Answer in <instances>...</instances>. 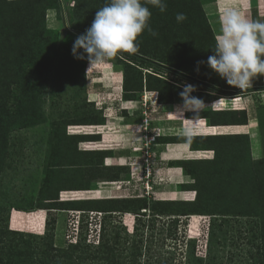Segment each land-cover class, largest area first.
Masks as SVG:
<instances>
[{
    "label": "rangeland",
    "instance_id": "374dc122",
    "mask_svg": "<svg viewBox=\"0 0 264 264\" xmlns=\"http://www.w3.org/2000/svg\"><path fill=\"white\" fill-rule=\"evenodd\" d=\"M60 1L61 8L59 11L55 9L46 11L45 28L36 41L38 47L34 48V52L40 51V54L34 56L32 51V54L28 55L27 58L25 56L22 60L24 62L23 72L25 73L23 75L29 86L31 84L32 88H38L34 79L37 76L42 81L43 79L46 80L38 94L31 95L30 88H26V95L30 101L26 104L29 105L31 101L35 104L32 113L28 115L38 116V118L34 123L21 129L20 126H15L16 120L11 118V122L8 123L9 129L2 128L0 132V144L1 146L2 144L5 145L7 151L0 171V196L3 197L1 216L6 217L13 210L12 228L30 231V227L40 228L42 226L41 232H44L46 219L50 215L55 216L57 239L68 238L70 227L75 226V230L79 232V238L86 237L88 243L97 245L100 237H102L103 246H114L115 258L111 256L110 264H138V262L141 264H183V254L178 249L180 240L183 239L186 243L189 236L196 235L199 237L203 229L204 237L202 241L201 238L198 242L196 241V251L198 255L205 257L207 255L205 237L209 225V216H180L181 218L176 225L173 222L174 216L164 215V217L146 222L144 226L142 224L135 237L137 241H144L143 245L140 246L143 254L138 258L139 252L136 250L137 247L133 246L134 240L130 238L132 235L128 228L123 224L119 227L114 225L116 220L122 223L123 218L127 215L126 223L131 226L132 214L122 213L107 218L101 236L102 215L98 212L79 214L81 215L79 222L78 215L70 213L68 210L32 211V203L38 196L39 188L50 170L49 167L52 162L55 163L54 146L56 145L52 124L56 121L60 123L61 128L66 125L67 134L93 135L92 139L94 140L79 142V150H108L106 153H92L88 156H79L77 151L63 150L60 153V161L66 165L62 166L65 168L62 173L74 180L81 181L83 185H88L91 189L61 191L59 200L120 198L135 194L145 196L148 199L193 200L196 197V191L192 186L195 181L193 176L183 171L182 167L171 164V161H176L174 157H177L176 151L180 145L152 142L153 136H157V134L176 136V134H183V130L189 126L192 127L191 136L211 133L210 130L204 131L197 125L198 122H203L206 127L211 126L208 124L207 118H196L195 123H193V121L188 120L189 117H185L187 111L183 112L182 115L176 114L177 116L173 113L169 118L173 121H179L170 124L165 122L168 119L167 114L175 112L176 107L182 105L183 102L179 94L183 91L185 84L196 87V91L192 95L202 99L206 106H210L221 99L219 103L206 108L207 110H225L234 113L246 111L249 127L252 125V118H260L264 121V75H258L259 85L257 84L258 80H254L258 78L257 76L252 79L249 87L243 90L235 87L232 92H227L221 84H224L225 80L219 76L214 82L203 83L174 67V64L169 63L172 58L168 53L171 51L162 55L169 60L167 63L164 60L159 61L157 59L156 61L150 58L151 55L145 50V47L150 48L149 44L145 42L147 33H142V36L137 38L139 50L136 53H119L105 63L90 68L87 55L83 53V49L80 50V53L85 56L84 59H77L72 52L74 41L82 35L74 31L70 25L73 14H68V11L70 10L69 6L75 4L74 0ZM197 1H203L205 4L209 0ZM88 3L92 4L93 1L89 0ZM105 3L106 0H94L93 4H96L94 11L103 7ZM147 6L149 7V5ZM183 7V2H180L179 6L171 3L167 5L166 11L163 13L157 8L155 15L168 20L170 17L175 18L177 13H184L185 15L192 13V6L188 10H184ZM95 14L96 12H94V16L89 14L88 17L79 19L75 15V21L81 20L84 28L88 29ZM258 15L257 20L264 21V17H261V14ZM248 18L251 19L250 16ZM189 30V34H191L192 27ZM172 31L175 35L180 36L187 30L174 27ZM152 49L156 51V48L153 47ZM125 62L142 72L144 83L146 82V75L169 82L174 87L173 102L165 105L158 104L157 95H153L150 91L145 93V87L138 98L126 100L122 94ZM101 117L105 119L104 124H85L99 121L102 119ZM69 121L82 124H67ZM13 125L14 129H12ZM251 128L253 129V127ZM252 129L251 134H248L249 150L246 149L243 158L239 159H243L244 164L247 163L252 167L251 173L248 176H240L239 181L252 182L259 178L257 176L260 172L264 171V153L260 158H257L258 146L264 150L262 135H259V142L257 136L251 137L254 134ZM227 140L239 142L241 139L229 138ZM244 141L242 139L241 142L245 149L246 141ZM203 145L205 148L208 147L206 141L203 144H196L197 147L201 148H204ZM187 147L190 148V146ZM205 151H209V153L205 154ZM208 155L209 158L214 156V150L201 149L200 151H189L186 154L188 157L201 159L208 158ZM259 160L261 163H258ZM230 161L232 162L231 159ZM92 163L94 167L90 169L88 165ZM82 164L87 167H83ZM214 164L210 166L209 171L211 173H214L215 168H218V164ZM205 165L201 164L203 168L206 167ZM111 167H118L114 173L120 174V180L110 181L107 179L113 173L106 168ZM101 169H104L102 171L104 176L97 174ZM230 181L232 183L228 185L227 189L232 192L229 193L224 188L222 193L220 188L219 196L221 195L224 200L221 202L219 197V204L210 205L208 202L209 207L215 210L219 209L220 206L223 207L225 198L227 199L235 192L237 180L232 178ZM190 184L191 186H186ZM242 189L248 193V196L252 195L249 194L252 193L250 185L244 184ZM207 192L210 193L208 190ZM208 193H206L207 199ZM258 194L262 195L257 196L255 190L254 198L250 199L249 197V205L242 203L229 205L227 203L237 202L235 198L224 203L227 208L225 213L230 215L216 216L215 218L211 245V258L214 259L212 258L210 262L207 260L205 262L195 261L196 263L264 264V216L252 209L248 210L251 205L256 204V207H260L259 210L264 212V184ZM239 197L240 199L245 198L242 191H239ZM246 198L248 199V197ZM14 205L15 207L12 209ZM231 211L235 213L231 214ZM242 212H246V214ZM33 213L32 218L28 216V214ZM147 217H150L149 212H147ZM29 218H31V222ZM2 220L4 219L2 218ZM34 232L40 233L36 229ZM57 239H55L57 246L67 244V242L64 243ZM184 249H186L185 246L182 250ZM135 254L138 259L133 261Z\"/></svg>",
    "mask_w": 264,
    "mask_h": 264
},
{
    "label": "trees",
    "instance_id": "16d2710c",
    "mask_svg": "<svg viewBox=\"0 0 264 264\" xmlns=\"http://www.w3.org/2000/svg\"><path fill=\"white\" fill-rule=\"evenodd\" d=\"M88 1L89 0H74L75 4L69 6L70 10L68 14H73L70 25L74 31L81 34H84L87 29L84 28L81 20L75 21V15L79 19L85 16L88 17L89 14L94 16V12H96L94 11L96 5L93 4L94 0H92V4L88 3ZM180 2L184 3V10H188L189 7L192 6V13L190 15L186 14L187 19L181 23H177L176 17H170L168 20L162 19V16L157 17L155 15L157 8L150 7L151 5H149V10L152 13L149 25L158 35L154 37L150 35L147 30L142 32L147 33L145 42L148 43L150 47H145V50L151 55L150 58L153 60H164L166 63L169 60L162 55L171 51L168 53L172 58L169 63L174 64V67L200 82H214L219 75L210 69L206 62L208 57L213 55L212 50L215 46L216 34L203 9L204 2H199L197 0H165V3H167L166 5L172 3L175 6H179ZM60 8V0H0V132L2 128L5 130L9 129L10 125L8 123L11 122V118L16 120L15 126H20V129L26 128L38 118V116L32 117L28 115L32 113L35 104L32 101L29 105L26 104L30 102L26 95V88H30L31 95L38 94L42 84L46 80L43 79L42 81V79L37 76L34 79L38 88H32L31 84L29 86V84L25 82V77L23 75L25 73L23 72L24 62L22 60L25 56L27 58L28 55L32 54V51L34 56L40 54V51L34 52V48L38 47L36 41L45 28L46 11L48 9L59 11ZM174 27L187 31L186 33L183 32L180 36L175 35L172 31ZM191 27L192 33L189 34V29ZM153 47L156 48L159 55L152 49ZM201 61L204 63H200ZM141 74L142 72L133 65L127 62L124 63L122 94H124L126 100L138 98L145 87L147 93H149L148 91L157 92L151 93L155 96L157 95L158 104L173 102L174 96L172 92L174 87L170 85L169 82L161 78L146 75V82L144 83L143 75ZM221 84L225 87L227 92H232L235 89L234 86L227 84L226 81L224 84ZM43 93L46 92L43 91ZM237 113L240 116H237ZM196 115V113L190 111L186 112L187 118H195ZM199 117L207 118L208 124L212 126L206 127V124L203 122H198L197 125L204 130H209L211 127L212 129H216L214 134L192 135L190 138L184 135L172 136L157 134V136L154 137V141L157 143H188L193 150H214V156L212 158H209L208 155V159H181L171 161V164L182 167L183 171L193 176L195 181L192 186L196 191V197L193 200L148 199L138 194L120 198L59 200L61 191L91 189L88 185H83L81 181L74 180L62 173L63 169H65L62 166L66 165H63L62 161H60V153L63 152V150L77 151L79 156H88L92 153H106L108 150H79V142L94 140L92 139L93 135L67 134L66 125L61 128L60 123L55 121L52 124L56 145L54 146V153L56 154L54 158L55 163L52 162L49 167L50 170L39 188L38 196L34 203H32V211L44 210L52 212L55 210H68L78 215L79 222L81 221V215L79 214L98 212L102 215L101 236L107 218L122 213L132 214L133 219L131 226L126 223L128 218L127 215L123 218L122 223L116 220V224L114 225L119 227L123 224L128 228V231L132 235L130 238L134 240L133 246H136V250L139 252L138 258L143 254L140 246L144 241H137L135 237L142 224L144 226L146 222L164 217V215L174 216L173 222H175L176 225L181 218L180 216H209V225L205 237L207 255L203 257L197 254L196 241L198 242L199 239H189L186 240V243L182 239L180 240V244H178V249L182 251V259H184L183 264H198L199 262L196 263L195 261L205 262L206 260L210 262L213 258H211V245L216 216L230 215L229 213H225L227 208L224 206V203L228 200L235 198L237 201L227 202L229 205H234L236 203L249 205L250 199L254 198L253 194L255 190L257 196L262 195L258 193L260 192L261 186L264 184V171L260 172L257 176L259 178H256L257 180L252 182L239 181L240 176H248L252 168L249 164H244V162H242L243 159L239 160L243 158L246 152L245 150L247 149L248 151L250 146L248 134H251V129L247 124L248 119L246 111H236L234 113L225 110L212 111L204 109V111L199 113L197 118ZM71 122L74 121H69L67 124H82ZM258 122L264 141V121L258 118ZM104 123L105 119L102 118L99 121L85 124ZM12 129H14V125ZM229 138L241 140L239 142H233L228 141L227 139ZM242 139L246 141L245 149L242 146ZM204 141H206V146L208 147L205 148L204 145V148L196 146V144L199 143L203 144ZM208 153L209 151H205V154ZM6 155L7 151L5 145L2 144L1 146L0 144V171ZM214 163L218 164V168H215L214 173H211L209 171L210 166L215 165ZM258 163H261V161L259 160ZM201 164H206V167L203 168ZM82 166L87 167L83 164ZM88 166L92 169L94 164L92 163ZM116 168L118 167L106 168L113 173L107 178L108 180L118 181L121 179L119 173H114L116 172ZM103 170L104 169H101L97 172L98 176H104ZM232 178L233 180H237L235 192L227 199L225 198L223 207L220 206L217 210L209 207L208 202H210V205L219 204V197L221 202L224 200L221 195L219 196L218 191L221 188L223 193V189H227L228 185L232 183V181H230ZM244 184L250 185L252 193L249 194L252 195L248 196L247 192L243 189L241 190ZM186 186H191V184ZM207 190L210 193H208ZM227 191L229 193L232 192L230 189H227ZM239 191L244 193L245 198L240 199ZM206 193H208V199ZM246 197H248V199ZM1 203H3L2 196H0V264H110L111 256H115L114 246H103L102 237H100V241L97 245L88 243L86 237L79 238V232L75 230V226L70 227V235L68 238L57 239L55 216L50 215V217L46 219L44 232L36 233L32 230L26 231L12 228L11 219L13 218V210L11 213H8L6 217H2L1 212L3 211V204ZM256 206V204L254 206L251 205V208L248 210L252 209L258 212L259 215L262 213L264 216V212L260 211V207L258 208ZM14 207L15 205L12 209H14ZM147 212H149L150 217H147ZM232 213L235 212L231 211V214ZM242 213L246 214V212ZM2 218L4 220H2ZM203 237L204 230L201 241ZM174 238L177 239L175 236ZM55 239L64 243L67 242V244L64 246H57L55 244ZM184 246L186 249L182 250ZM138 258L135 254L133 261ZM138 264L141 263L138 262Z\"/></svg>",
    "mask_w": 264,
    "mask_h": 264
},
{
    "label": "clouds",
    "instance_id": "9594fccd",
    "mask_svg": "<svg viewBox=\"0 0 264 264\" xmlns=\"http://www.w3.org/2000/svg\"><path fill=\"white\" fill-rule=\"evenodd\" d=\"M147 5L162 13L167 7L165 0H106L105 5L96 11L91 26L74 41L73 55L84 59L80 53L83 49L91 68L119 53H136L139 50L137 38L142 32L147 30L154 37L158 35L149 25L151 11ZM186 19L184 13H177V23ZM219 25L213 55L208 57L207 66L227 84L243 90L251 85L253 78L264 75V21L250 19L236 8L227 7L219 16ZM195 91L194 85L185 84L179 94L183 103L175 111L181 115L185 111L196 113L194 119H188L193 123L201 111L221 100L206 106L202 99L192 95ZM191 133L192 127L189 126L178 135L190 138ZM202 234L203 229L199 237L189 236L187 240L200 239Z\"/></svg>",
    "mask_w": 264,
    "mask_h": 264
},
{
    "label": "crops",
    "instance_id": "0c3cea01",
    "mask_svg": "<svg viewBox=\"0 0 264 264\" xmlns=\"http://www.w3.org/2000/svg\"><path fill=\"white\" fill-rule=\"evenodd\" d=\"M227 7L236 8L242 14L245 13L246 17L250 16L251 19H253V20L258 19V16H259L258 14H261L260 16L264 17V0H209L208 2L203 4V9H204L206 16L208 18V21H209L210 25L212 26L216 35H217V33L219 31V27H220L219 16H220L221 12L223 11V9L227 8ZM262 12H263V14H262ZM254 80H258L257 84L258 85L260 84L259 83L260 82L259 76H258V78H255ZM163 105H165V104H163ZM171 111H173V110H171ZM173 113L175 116H177L179 114L176 112H169L167 114L168 119L165 122L170 124V123L179 121V120L173 121V120L169 119L170 116L173 115ZM185 117H186V114H185ZM252 121L253 122H252V125L250 127H253V129L252 128L251 129L254 130V134L251 137L255 138L257 136V138L259 139V142H260V136L262 134L260 132L258 119L252 118ZM222 126H225V125H222ZM231 126H233V125H231ZM237 126H242V125H237ZM209 130L211 132L210 134H214L215 129H212V127H211V128H209ZM204 131H208V130H204ZM210 134H208V135H210ZM231 134H246V133H231ZM253 138H252V142H253ZM176 144L180 145V146L176 151L177 157H174L175 158L174 160H178V159H200V158H196V157L186 156V154L189 151L194 152V151H200V150H193L191 147L190 148L187 147V146H190L188 143H176ZM262 144H264L263 139H262ZM263 149H264V145H263ZM262 153H264V150H262V147L258 146L257 158H260L262 156Z\"/></svg>",
    "mask_w": 264,
    "mask_h": 264
},
{
    "label": "bare ground",
    "instance_id": "6f19581e",
    "mask_svg": "<svg viewBox=\"0 0 264 264\" xmlns=\"http://www.w3.org/2000/svg\"><path fill=\"white\" fill-rule=\"evenodd\" d=\"M148 92H149V91H148ZM150 92L157 93V92H155V91H150ZM145 93H146V90H145ZM146 97H147V95H146ZM156 97H157V96H156ZM28 216L32 218V217L34 216V213H33V214H28ZM28 216H27V217H28ZM31 218H29V219H30V222H31ZM36 218H37V217H36ZM42 218H43V217H42ZM29 219H28V221H29ZM44 219H45V218H44ZM33 221H34V220H33ZM35 223H36V222H35ZM30 225H32V224H30ZM36 225H37V224H36ZM41 225H42V224H41ZM27 227H28V226H27ZM41 227H42V226H41ZM41 227H40V228H41ZM40 228H35V227H34V228H31V227H30L29 230H30V231H31V230H32V231H35V229H36L37 231L41 232ZM41 229H43V228H41Z\"/></svg>",
    "mask_w": 264,
    "mask_h": 264
},
{
    "label": "built area",
    "instance_id": "2783aa9c",
    "mask_svg": "<svg viewBox=\"0 0 264 264\" xmlns=\"http://www.w3.org/2000/svg\"><path fill=\"white\" fill-rule=\"evenodd\" d=\"M213 157V156H212Z\"/></svg>",
    "mask_w": 264,
    "mask_h": 264
}]
</instances>
